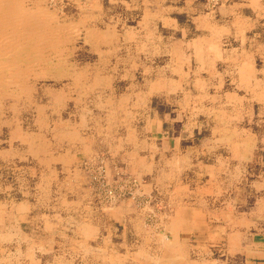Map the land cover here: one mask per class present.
Listing matches in <instances>:
<instances>
[{"label":"crops","instance_id":"0c3cea01","mask_svg":"<svg viewBox=\"0 0 264 264\" xmlns=\"http://www.w3.org/2000/svg\"><path fill=\"white\" fill-rule=\"evenodd\" d=\"M124 6L140 8L138 18L111 15L96 27L99 39L85 33L84 46L98 55L83 65L97 69L98 109L69 112L63 151L45 142L41 159L64 167V264L86 256L94 264H264V0L223 1L214 11L202 0ZM154 101L164 111L149 107ZM13 134V142L28 140L33 159L40 155L33 135L17 125ZM101 153L109 177L130 173L144 181L139 195L164 197L162 207L134 198L102 207L114 227L104 236L102 221L83 216L90 205L80 166ZM15 190L0 173V264H55L61 223L51 209L38 215L34 201L2 200ZM154 209L160 219L150 231L144 218ZM96 238L107 250H78Z\"/></svg>","mask_w":264,"mask_h":264},{"label":"rangeland","instance_id":"374dc122","mask_svg":"<svg viewBox=\"0 0 264 264\" xmlns=\"http://www.w3.org/2000/svg\"><path fill=\"white\" fill-rule=\"evenodd\" d=\"M97 1H99L100 8L94 7L93 0H23L24 6L31 10L46 11L47 14H41V16L38 17L41 19L40 21H42L43 18L46 19L49 17L50 20L48 24L51 28L54 30L55 28L61 30L65 29L64 31L60 30L61 35H58V33L54 34V44L49 45L50 43H45L44 45H40V50H37L38 52L33 51V53H25L23 50H18L13 57L16 58L15 61L11 57H2L8 64L0 68V85L2 86H0V173L6 185H14V187H16L14 193L6 192L2 200L14 198L34 201L37 206L38 215L44 212H42V210H44L45 207L46 209H51L52 220L61 223V227H57V230L54 231L55 234H57L56 238H58L56 239V243L53 244V262L55 264H64V185H66V182L64 181V167H60V165L55 162L51 166L49 162L45 163L41 160L49 156L46 154L45 142H47L48 147H50L51 153L56 150L58 152L63 151L64 119L69 116V112L71 111H93L95 103L97 104L98 102L97 98L100 91L97 84L93 83L91 79L92 71L94 72L97 69L93 70V68L89 69L83 67L84 63H92L98 58L97 54L88 50V46L87 48L84 46V36L87 28L90 26L101 29L105 28L107 23H110L111 15L121 14L120 17H127V22H132L133 19H137L140 15V8L127 9L124 6L125 0H96V2ZM138 1L140 2L141 0H137V2ZM202 1L207 4L209 11H214L221 2L228 0ZM93 11L94 14L99 15L97 14L98 12L102 16H95L94 18V14H91ZM83 14L87 16H83ZM81 18L85 19V26L80 25L81 22H79V19ZM57 52L58 54H55ZM20 53L22 56H20ZM25 54L30 56L28 57ZM22 58L23 60L21 61ZM17 61L21 62L19 63ZM15 66L20 70L19 75L18 77L9 79L10 73L15 69ZM28 68H30V70ZM72 71H74V74ZM108 71L110 73L114 72V70ZM36 76L38 79H34ZM86 77H88V79ZM4 80L8 82L5 83ZM9 81H12V83ZM26 81L29 83H26ZM79 81L81 83H79ZM1 90L3 91L1 92ZM3 93L4 95H2ZM123 95H125V98L127 97L126 91ZM156 104V101H154L152 105L149 103V107H152L154 111L155 109L164 111V108H157ZM95 109L97 110L98 108ZM257 110H259L258 107H256V111ZM172 111L179 110L176 108ZM198 111L205 110L201 109ZM16 125L24 132L25 136L29 137L33 135V142L40 153L39 156H36L37 158L33 159L30 156L27 139L24 140V142L19 137V139L22 140L21 142H13L15 137L13 132L16 130ZM165 126L166 129L171 128L167 124H165ZM258 128H260L263 134L264 122L261 126H258ZM156 133L158 135V132ZM159 137L161 138V136ZM259 152L262 153V149H260ZM80 166L85 176L83 179L85 188V193H83L85 195L84 203L90 205V208L85 209L83 216L102 221V228L100 229L102 236L108 235L111 230H114V227L112 228L105 219L102 207L114 206L130 198H134V203L139 205L151 204L152 206H157L162 203L161 200H163L164 197L156 195V189L155 195L141 196L137 194L139 191H142L141 186L144 181L137 179V177L127 172L116 173V171L121 168L120 164H117L118 168L113 172V174L116 173V175L109 177L107 175L105 153H101L99 157L95 156L83 159ZM35 168L36 170H34ZM154 186L159 187L157 183H155ZM69 198L71 199L72 197ZM159 206L162 207L161 205ZM147 215V218L144 219H147L148 223L152 225L156 224L160 219V216L156 213V209L148 211ZM5 218H9L8 214H6ZM117 230L121 232L122 228ZM131 230L135 235H138L141 233L142 229L133 228ZM148 230L152 231L157 229L154 225V227H150ZM90 246L92 248L85 250L82 248L78 250L90 253V255H92L91 251L99 253L107 250V245L102 242L100 243V239L97 238L96 242L92 243ZM60 256L62 257L60 258ZM86 257L84 260H79L77 262H79V264H94V259H87ZM74 262L76 263V261Z\"/></svg>","mask_w":264,"mask_h":264},{"label":"bare ground","instance_id":"6f19581e","mask_svg":"<svg viewBox=\"0 0 264 264\" xmlns=\"http://www.w3.org/2000/svg\"><path fill=\"white\" fill-rule=\"evenodd\" d=\"M32 3V2H31ZM47 7V6H46ZM90 8V7H89ZM54 10V9H53ZM55 11V10H54ZM90 11V10H89ZM91 12V11H90ZM46 11L44 10H31L27 7L24 6V3H23V0H0V68L2 66H7V62L6 60H4L2 57H11L13 58L14 55L17 53L18 50H23V52L25 51L26 52H32L33 51H39L40 50V45H44L45 43H50L49 45L51 44H54L55 41L53 39V36L54 34L58 33V35H61L60 34V30L61 29H56L55 30L53 28H51V26H49V20L50 18L47 17L46 19L43 18L42 21H40L41 19H39L38 17L42 15H45ZM51 13V12H50ZM47 14V13H46ZM97 14H99L97 12ZM50 16V15H49ZM83 16H87L86 14H83ZM96 16V14H95ZM60 18V17H59ZM86 18V17H85ZM95 18V17H94ZM63 20V19H62ZM162 21V20H161ZM79 22L80 25L82 26H85L86 25V22H85V19L84 18H81L79 19ZM79 24V23H78ZM79 25V26H80ZM156 25V24H155ZM54 27V26H53ZM60 27V26H59ZM82 28V27H81ZM85 28V27H83ZM65 29V28H64ZM61 30V31H64ZM74 29V28H72ZM57 31V32H55ZM81 31V30H80ZM78 33V32H77ZM83 33V32H82ZM72 34V33H71ZM66 35V34H65ZM77 36V34H76ZM80 36V35H79ZM86 36H87V39L90 38V40H97L99 39V31L95 28V27H88L87 28V31H86ZM81 37V36H80ZM85 37V36H84ZM63 38V36H62ZM167 39V38H166ZM90 42V41H89ZM92 42V41H91ZM110 42V41H109ZM113 42V41H112ZM153 42V41H152ZM159 42V41H158ZM93 43V42H92ZM114 43V42H113ZM154 43V42H153ZM68 44V43H67ZM90 44V43H89ZM149 44V43H147ZM152 44V43H151ZM155 44V43H154ZM164 44V43H163ZM66 45V44H65ZM110 45V43H109ZM115 46V44H113ZM111 45V47L113 46ZM146 45V44H145ZM153 45V44H152ZM156 45V44H155ZM57 48V47H56ZM93 48V47H92ZM114 48V47H113ZM152 48V47H151ZM157 48V47H155ZM163 47H161L162 49ZM166 48V47H165ZM55 49V48H54ZM62 49V48H61ZM46 50V49H45ZM53 50V49H52ZM57 50V49H56ZM146 50V49H145ZM166 50V49H165ZM37 51V52H38ZM34 52V53H35ZM50 52V51H49ZM64 52V51H63ZM113 52V51H112ZM129 52V51H128ZM153 52H154V49H153ZM22 53V52H21ZM20 53V54H21ZM65 53V52H64ZM7 54H11V55H7ZM19 54V55H20ZM28 54V53H27ZM25 54V55H27ZM47 54V53H46ZM45 54V55H46ZM55 54H58L55 53ZM7 55V56H5ZM65 55V54H64ZM62 55V56H64ZM73 55V54H72ZM22 56V54L20 55ZM28 56V55H27ZM30 56V55H29ZM28 56V57H29ZM39 56V55H38ZM51 56V55H50ZM49 57V56H48ZM52 57V56H51ZM50 57V58H51ZM44 58V56H43ZM59 58V56H58ZM66 58V57H65ZM111 58V57H109ZM19 59V58H18ZM27 59V58H26ZM24 59V60H26ZM33 59V58H32ZM31 59V60H32ZM37 59V58H35ZM62 59V58H61ZM105 59V58H104ZM13 60L15 61L16 58H13ZM12 60V61H13ZM20 60V59H19ZM23 60V58L21 59V61ZM28 60V59H27ZM55 60V59H54ZM53 60V61H54ZM7 61H10V60H7ZM20 61V62H21ZM52 61V62H53ZM66 61V60H64ZM19 62V61H17ZM19 62V63H20ZM31 62V61H30ZM39 62V61H38ZM37 62V63H38ZM51 62V63H52ZM11 63V62H10ZM16 63V62H15ZM46 63V62H45ZM59 63V62H58ZM58 63H54V64H58ZM71 63V62H70ZM99 63V62H98ZM12 64V63H11ZM107 64V63H105ZM15 65V64H13ZM38 65V64H37ZM36 65V66H37ZM89 65V64H88ZM71 66V65H70ZM95 66V65H94ZM26 67V66H25ZM50 67V66H49ZM52 67V66H51ZM72 67V66H71ZM69 67V68H71ZM86 67V66H85ZM18 67L15 66V69L12 70V72L10 73V78L9 79H12V78H15V77H18L19 75V71L17 69ZM34 68V67H33ZM31 68V69H33ZM46 68V67H45ZM66 68V66H65ZM96 68V67H95ZM93 68V69H95ZM239 68V67H238ZM241 68V66H240ZM248 68V67H247ZM4 69V68H3ZM30 70V68H28ZM39 69V68H38ZM90 69V68H89ZM88 69V70H89ZM103 69V68H102ZM5 70V69H4ZM37 70V69H36ZM41 70V69H39ZM48 70V69H47ZM64 70V69H63ZM235 70V69H234ZM7 71V70H6ZM44 71V70H43ZM52 71V70H51ZM50 71V72H51ZM66 71V70H65ZM97 71V70H96ZM101 71V70H100ZM237 71V70H236ZM247 71V69H246ZM74 71H72L73 73ZM95 72V71H94ZM238 72V71H237ZM242 72V71H241ZM3 73V72H2ZM44 73V72H42ZM62 73V72H61ZM70 73V72H69ZM248 73V72H246ZM4 74V73H3ZM7 74V73H5ZM26 74V73H25ZM52 74V73H51ZM54 74V73H53ZM74 74V73H73ZM241 74V73H240ZM243 74V72H242ZM245 74V73H244ZM243 74V75H244ZM9 75V74H8ZM7 75V76H8ZM29 75V74H28ZM27 75V76H28ZM47 75V74H46ZM55 75V74H54ZM66 75V74H65ZM94 75V74H93ZM97 75V74H96ZM172 75V74H171ZM53 76V75H52ZM73 76V75H72ZM84 76V75H83ZM82 76V77H83ZM5 77V76H4ZM9 77V76H8ZM7 77V78H8ZM32 77V76H31ZM79 77V76H78ZM89 77V76H88ZM88 77H86L88 79ZM44 78V77H43ZM50 78V77H49ZM74 78V77H72ZM102 78V77H101ZM244 78V77H243ZM3 79V78H2ZM34 79H38V77L36 76ZM33 79V80H34ZM51 79V78H50ZM57 79V78H56ZM55 79V80H56ZM20 80V79H19ZM28 80V79H27ZM60 80V79H59ZM82 80V79H81ZM90 80V79H89ZM88 80V81H89ZM15 81V80H14ZM24 81V80H23ZM62 81V80H61ZM94 81V80H93ZM5 82V80H4ZM8 81L6 80L5 83H7ZM12 83V81H9ZM16 82V81H15ZM21 82V80H20ZM91 82V81H90ZM24 83V82H23ZM26 83H29L26 81ZM2 84V83H1ZM16 84V83H15ZM14 84V85H15ZM31 84V83H30ZM36 84V83H35ZM4 85V83H3ZM9 85V84H8ZM6 85V86H8ZM32 85V84H31ZM37 85V84H36ZM92 85V84H91ZM90 85V86H91ZM1 86V85H0ZM20 86V85H19ZM29 86V84H28ZM86 86V85H85ZM2 87V86H1ZM83 87V86H82ZM9 88V87H8ZM15 88V87H13ZM17 88V87H16ZM32 88V87H31ZM30 88V89H31ZM85 88V87H84ZM91 89V88H90ZM95 89V88H94ZM4 90V89H3ZM1 90V92L3 91ZM11 90V89H10ZM15 90V89H13ZM12 90V91H13ZM19 90V89H17ZM45 90V89H44ZM88 90V88H87ZM86 90V91H87ZM6 91V90H5ZM22 91H26V90H22ZM30 91V90H29ZM33 91V90H32ZM85 91V92H86ZM178 91V90H177ZM18 92V91H17ZM84 92V91H83ZM90 92V91H88ZM46 93V92H45ZM31 94V93H30ZM50 94V93H49ZM4 95V93L2 94ZM18 95H19V92H18ZM24 96V94H23ZM51 96V95H50ZM2 97V96H1ZM141 97V96H140ZM186 97V96H185ZM116 99V98H115ZM3 100V99H2ZM50 100V99H49ZM56 100V99H55ZM60 103V102H58ZM8 104V103H7ZM62 104V103H61ZM106 104V103H105ZM57 105V104H56ZM52 107V106H51ZM215 107V106H214ZM217 107V106H216ZM87 108V107H86ZM220 108V107H219ZM109 109V108H108ZM108 109H106L108 111ZM47 112V111H46ZM45 113V112H44ZM99 113V112H98ZM97 114V113H96ZM218 118V116H217ZM45 120V119H44ZM121 120V119H120ZM47 121V120H46ZM114 121V120H113ZM217 122V120H216ZM217 124V123H216ZM100 125V124H99ZM41 127V126H40ZM64 128V127H63ZM57 129V128H56ZM55 129V130H56ZM60 130V129H59ZM34 138V137H32ZM96 155V154H95ZM101 157V156H100ZM225 165V164H224ZM95 168V167H94ZM162 172V171H161ZM165 176V175H164ZM168 176V175H167ZM118 179V178H117ZM17 180V179H16ZM123 185V184H122ZM121 185V186H122ZM137 191V190H136ZM110 193V191H109ZM92 194V193H91ZM139 194V193H138ZM103 198V197H102ZM21 204V203H20ZM5 205V204H4ZM146 205V204H145ZM69 206V205H68ZM46 208V207H45ZM146 209V208H144ZM13 223V222H12ZM84 227V226H83ZM153 227V226H152ZM85 229V228H84ZM83 231V230H81ZM79 233V232H78ZM64 238V237H63ZM14 240V239H13ZM191 254V253H190ZM17 262V261H16Z\"/></svg>","mask_w":264,"mask_h":264}]
</instances>
